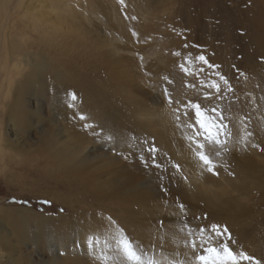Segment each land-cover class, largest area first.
Masks as SVG:
<instances>
[{"label":"rangeland","instance_id":"obj_1","mask_svg":"<svg viewBox=\"0 0 264 264\" xmlns=\"http://www.w3.org/2000/svg\"><path fill=\"white\" fill-rule=\"evenodd\" d=\"M24 55L49 67L32 78ZM27 79L23 100L35 114L17 138V87ZM176 101L223 109L233 135L216 158L218 175L195 155L193 131L177 126ZM189 121L191 112L179 123ZM262 149L264 0H0V264H30L31 253L36 263L38 253L54 260L17 233L55 227H95L89 246L105 247V264H133L123 239L145 264H196L190 241L211 224L227 227L233 251L264 264ZM72 152L91 156L87 166L68 163ZM81 179L87 185L74 188ZM19 216L29 223L9 221Z\"/></svg>","mask_w":264,"mask_h":264},{"label":"snow or ice","instance_id":"obj_2","mask_svg":"<svg viewBox=\"0 0 264 264\" xmlns=\"http://www.w3.org/2000/svg\"><path fill=\"white\" fill-rule=\"evenodd\" d=\"M197 59L203 64H208V60L204 55L198 56ZM208 66L211 68L218 67L216 65ZM181 67L184 68L183 65ZM184 70L186 72L188 71L187 69ZM219 79L223 81L225 90L233 91L229 81L224 76H219ZM208 86L219 94L216 97L217 100H223L225 98L220 83L213 82ZM162 96L169 106L173 104L174 97L168 88L163 89ZM73 99H75V95H73ZM176 103L179 105V107L174 109L176 113L175 119L178 122L177 126H186L193 131L194 135H189L186 138L190 145H194L195 155L206 167L207 171L213 175H218L219 173L216 171L218 166L216 158L222 157L226 152L230 151L228 144L233 135L228 124L225 122L227 117L224 115L223 109L218 107L202 108L200 103H193L192 101L184 104H181L179 101H176ZM190 112L194 114V123L189 121L186 125H181L179 123L181 116L187 119ZM80 118L85 119L83 116ZM86 127H91V125H86ZM251 135L252 133L250 132L245 133V146L247 137ZM108 139L111 140V137H108ZM252 146L259 147L258 145ZM148 151L150 153L154 152L156 148L153 146ZM174 167L179 170V165H175ZM225 170H227L226 166ZM44 203H48V201ZM179 207L182 211L185 210L183 204H180ZM195 219L199 220L200 217H196ZM204 219H207L206 215ZM159 224L163 226L164 221H159ZM185 226L188 227L189 235H193L194 230L187 223ZM196 235L199 236V240L193 239L190 241V246L194 251L197 250V246L199 245V251H197L195 257L196 264H260L258 260L249 256L243 250L233 251L232 247L229 246V241L233 244H235V241L226 226L221 227L217 224H211L207 229L201 226L198 232H196ZM120 245L129 261H132L133 264H145L141 254L137 252L132 241L123 239L120 241ZM147 264H158V262L150 258Z\"/></svg>","mask_w":264,"mask_h":264},{"label":"bare ground","instance_id":"obj_3","mask_svg":"<svg viewBox=\"0 0 264 264\" xmlns=\"http://www.w3.org/2000/svg\"><path fill=\"white\" fill-rule=\"evenodd\" d=\"M13 51L15 52L16 49ZM23 57H24L25 62L28 63L27 65L31 66L30 68L32 70V78H36L38 75L40 76L42 74V72L44 70H47V68L49 67L48 63L44 60L37 61L36 56L30 57L29 55H24ZM27 58H29L30 61H26ZM31 79L25 80V82L23 84H20V86L17 87V94L20 96V99L18 102L19 103L18 104L19 109H18V115L12 120L13 123H16V127L14 128L15 129L14 135H16L17 138H18V131H21V132L23 131V128L20 125L21 120L23 118H28L27 116H30V118H32L35 114L34 110H31L29 108V105L27 104V102L23 100L24 95H26L33 86V84H32L33 80H31ZM81 150L82 151L86 150V147L81 149ZM69 157H68V161H67L68 163H71L73 165L80 166V167L87 166L89 160L91 159V156H89V155L88 156H82V157L78 158V156L75 155L74 152L70 153ZM86 181L87 180L81 179V180H79V182H77V184L76 183L73 184L74 185L73 187L75 188L77 186H80V184L84 185V183L86 184ZM24 212H26V211H24ZM28 220L29 219L27 216L26 217L25 216L24 217L19 216V217H16L15 219H13V220L11 219L9 221L10 222L12 221L13 225H15L17 227L23 223L28 224L29 223ZM71 222L72 221H66V223H68V225L69 224L75 225L76 228H80V226H83L82 223H79V222H76V223L72 222L71 223ZM50 223L51 222H48L49 225H50ZM61 224L55 225V226L58 227V226H61ZM89 228H91V229H89V230L85 229L86 230L85 232H81V233L79 232L78 233L75 230V233H73V231H67V228L64 229L62 227H58L56 230V227H55L52 230H45L44 233L43 232L42 233L39 232L38 234L36 233V236L34 235L33 237L31 234L30 235L27 234V231L17 233V235L20 238L21 242H24V244L29 241V242H32L33 245H35L36 247H39V248L44 247L45 250H48V253H50L54 257V260H49V259L47 260L44 258L43 255H41V253H38L37 255H38V257H40L39 258L40 261L38 263H36L35 260L33 259L34 258L33 254L31 253L29 255V258H28V259H30V262H31L30 264H63L62 261L60 260L61 257L58 255L61 251L63 252L64 250H68L67 260H70V261L64 262V264H90L89 261L91 262L93 258L97 259L96 264H105V262L103 263V261H104L103 259L105 257V247L103 245H100L101 247H99L98 249H96L94 251L93 248H90V246H89V244H90L89 242L91 241L93 234L96 235V233H95L96 231H94L95 227H93V228L89 227ZM29 232H31V231H29ZM3 239H4V237H3ZM99 241L100 240L98 239V242ZM78 242H80L79 245L78 246L75 245L74 246L75 248H73L72 245H74ZM71 246H72V248H70ZM69 249L70 250L73 249V252L76 255L71 254L70 253L71 251H69ZM77 254H78V256H77ZM81 254H82V256L80 257L79 255H81ZM70 257H72V258L70 259ZM86 259H88L89 261H87Z\"/></svg>","mask_w":264,"mask_h":264}]
</instances>
